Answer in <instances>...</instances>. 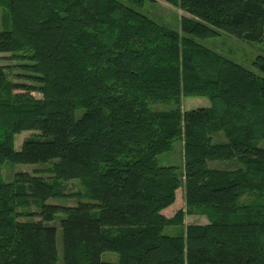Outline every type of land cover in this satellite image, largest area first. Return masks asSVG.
I'll return each mask as SVG.
<instances>
[{"label": "trees", "instance_id": "1", "mask_svg": "<svg viewBox=\"0 0 264 264\" xmlns=\"http://www.w3.org/2000/svg\"><path fill=\"white\" fill-rule=\"evenodd\" d=\"M155 1L0 0V54L18 62L0 64V264H57V215L63 264H264V49L252 71L202 44L263 43L264 0H159L178 31L142 13ZM187 97L208 105L183 112ZM178 142L182 167L161 165ZM7 163L50 164L51 181L6 182Z\"/></svg>", "mask_w": 264, "mask_h": 264}, {"label": "rangeland", "instance_id": "2", "mask_svg": "<svg viewBox=\"0 0 264 264\" xmlns=\"http://www.w3.org/2000/svg\"><path fill=\"white\" fill-rule=\"evenodd\" d=\"M142 13L149 16L156 23L163 25L169 29L178 31L179 30V21L180 17L183 16L181 10L174 8L164 2L156 0L155 3H146L144 6V10ZM2 12L0 10V29L3 25L2 21ZM204 46L209 49L216 51L218 54L224 56L225 58L234 61L238 64L243 65L245 68L252 70L251 63L256 56L263 55L264 42H245L238 41L233 37H229L227 35H222L214 39L205 40L202 42ZM10 54H0V64L6 66L7 68H12L18 65V62L14 59H11ZM6 73L10 80L15 82H21V80L17 76H21V71L17 69H6ZM37 98L40 96L37 95ZM207 100L200 97H187L181 99L180 108L181 111L185 112L192 108H195L199 105H208L206 103ZM154 109L156 110H166L167 106H163L161 104L154 105ZM31 133H22L15 139V149H17L26 138H28ZM218 140H222L223 137L219 136ZM216 141V138H214ZM262 144V143H261ZM260 144V146H261ZM264 144H262L263 146ZM159 162L161 165L167 166H179L182 167L183 163V143L178 142L175 144L173 151L167 155L159 157ZM209 167L212 169H220V170H232L239 166V163L236 161H215L209 162ZM50 164L45 166H23V165H14L7 163L2 169L3 178L6 182H10L13 179L14 171H23L28 174L39 173L38 175L42 176L45 180L51 181V175L49 174ZM59 186L61 193L69 196V195H80L83 194L84 189L78 180H63L59 181ZM70 197L64 199H50L48 204H56L62 206H75L77 203L76 199ZM184 208L183 201L178 204L176 207L172 209V212L168 213L167 216L171 217L178 209ZM31 210L33 212H37V209L32 207ZM62 215H57L55 220L50 224L56 228V250H57V264H63L62 262V240H61V230L59 221L62 219ZM206 223V218L199 215H185L183 220V225H191V224H204ZM179 228H167L164 231V234H174L178 233ZM102 261L114 263L117 262V255L111 253H104L101 257Z\"/></svg>", "mask_w": 264, "mask_h": 264}]
</instances>
